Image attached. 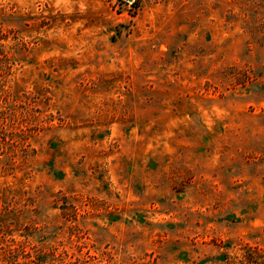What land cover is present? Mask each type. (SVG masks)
<instances>
[{
    "label": "rangeland",
    "instance_id": "374dc122",
    "mask_svg": "<svg viewBox=\"0 0 264 264\" xmlns=\"http://www.w3.org/2000/svg\"><path fill=\"white\" fill-rule=\"evenodd\" d=\"M0 264H264V0H0Z\"/></svg>",
    "mask_w": 264,
    "mask_h": 264
},
{
    "label": "built area",
    "instance_id": "2783aa9c",
    "mask_svg": "<svg viewBox=\"0 0 264 264\" xmlns=\"http://www.w3.org/2000/svg\"><path fill=\"white\" fill-rule=\"evenodd\" d=\"M130 2V4H132L133 2H135L136 0H127Z\"/></svg>",
    "mask_w": 264,
    "mask_h": 264
}]
</instances>
